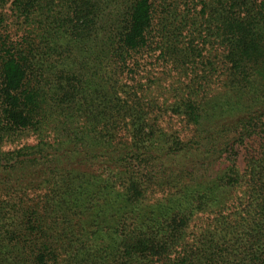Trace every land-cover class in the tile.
<instances>
[{
	"label": "trees",
	"instance_id": "trees-1",
	"mask_svg": "<svg viewBox=\"0 0 264 264\" xmlns=\"http://www.w3.org/2000/svg\"><path fill=\"white\" fill-rule=\"evenodd\" d=\"M0 264H264V0H0Z\"/></svg>",
	"mask_w": 264,
	"mask_h": 264
}]
</instances>
